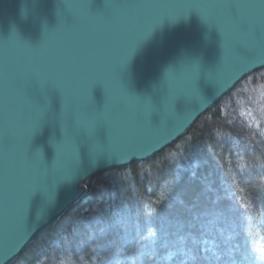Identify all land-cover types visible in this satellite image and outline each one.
<instances>
[{"label": "water", "instance_id": "obj_1", "mask_svg": "<svg viewBox=\"0 0 264 264\" xmlns=\"http://www.w3.org/2000/svg\"><path fill=\"white\" fill-rule=\"evenodd\" d=\"M262 69L264 0H0V264Z\"/></svg>", "mask_w": 264, "mask_h": 264}, {"label": "trees", "instance_id": "obj_2", "mask_svg": "<svg viewBox=\"0 0 264 264\" xmlns=\"http://www.w3.org/2000/svg\"><path fill=\"white\" fill-rule=\"evenodd\" d=\"M87 193L14 264H264V69Z\"/></svg>", "mask_w": 264, "mask_h": 264}]
</instances>
